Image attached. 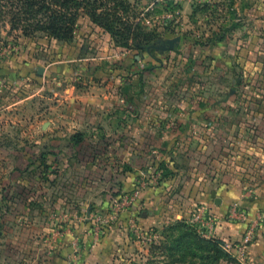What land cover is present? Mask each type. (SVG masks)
I'll list each match as a JSON object with an SVG mask.
<instances>
[{
	"label": "crops",
	"instance_id": "crops-1",
	"mask_svg": "<svg viewBox=\"0 0 264 264\" xmlns=\"http://www.w3.org/2000/svg\"><path fill=\"white\" fill-rule=\"evenodd\" d=\"M211 1L223 6L224 0ZM232 1L241 20L254 23L248 34L213 25L204 47L195 40L186 43L190 34L175 33L160 41L167 47L168 40L178 38L173 48L158 50L173 58L181 71L193 72L200 65L223 75L250 69L246 56L258 53L264 26L262 17L250 10L258 0ZM84 21L109 39L90 18ZM187 26L184 22L183 29ZM246 34L254 46L247 47ZM49 39L44 53L26 49L27 62L11 82L14 98L4 97L7 82L0 80V203L8 196L19 199L14 208L1 209H15L18 224L43 233L41 237L47 231L53 242L60 240L57 227L64 229L66 238L87 232L86 210L126 192L137 190L138 195L129 215L147 208L137 217L144 229L201 202L210 216V230L222 240L238 241L251 230L245 257L264 264V162L249 155L214 158L226 150L227 135H264V80H239L233 91L224 85L221 96L215 83L207 85L214 90L202 94L166 90L164 95H150L149 79L135 51L102 45L93 54L74 57L53 47L54 42H64ZM197 54L202 56L196 66L189 61ZM160 67L157 64L150 74ZM263 67L256 63L254 71ZM244 86L254 94L242 91ZM221 135L225 144L218 146ZM244 144L239 142L235 151ZM154 171L166 175L159 184L148 185ZM169 198L175 203L166 206ZM44 219L51 225L41 224Z\"/></svg>",
	"mask_w": 264,
	"mask_h": 264
},
{
	"label": "rangeland",
	"instance_id": "rangeland-1",
	"mask_svg": "<svg viewBox=\"0 0 264 264\" xmlns=\"http://www.w3.org/2000/svg\"><path fill=\"white\" fill-rule=\"evenodd\" d=\"M85 1L95 3L101 17L132 24L138 23L143 31L158 37L151 40L148 50L134 52L138 64L144 63L140 69L146 71L144 78L149 79L147 93L150 95H164L166 90L169 94L175 93V91H178L176 92L178 95L202 94L214 90V88L208 90L207 85L215 83L219 84V88L222 89L216 92L221 96L224 93V85L231 86V91H233L237 90L239 80L251 81L255 78L264 80V67L259 72L254 71V64L262 63L264 66V26L260 35L262 40L257 42L258 53L256 56L254 52L246 56L248 64L252 65H250V69L248 66L244 72H238L235 69L223 75L222 72L207 71L201 65L196 67L201 64L199 61L202 54H197L196 58L193 57L189 61L196 64V69L193 72L181 71L179 66L174 65L176 62L173 58L167 59L164 57V52L158 50V47L164 48V44L160 43L163 35L175 33L184 34V36L193 35V37L189 36L192 39L186 38V43L195 40L198 41L199 47H204V42L207 41L206 34L211 33L213 25L220 29L228 28L234 32L246 31L248 34L254 23L241 20L242 15L238 13V7L234 6L233 1L231 3L230 0H224L223 3L221 2L223 6L218 2L213 3L211 0ZM246 6H250V4L248 3ZM250 10L253 14L262 17V25H264V0H258L255 10L254 8H250ZM82 12L77 20L74 39L69 42L62 41L63 44L54 42L53 47L74 57L93 54L97 46L117 47L110 42V37L107 39L100 34V31L86 25L84 18L88 16ZM222 18L225 21H220ZM237 18L240 20H236ZM5 19L6 17L0 16V80L4 79L7 82V91L3 95L9 100L15 97L11 82L18 79L20 65L27 62L24 56L26 49L28 47L38 48L40 53H44V48L50 47V41H48L50 39L43 32H35L32 36H23L20 29H12L8 20ZM80 21L81 23H78ZM184 22L188 25L185 29H183ZM113 26L120 32L123 30V26L117 22ZM247 34L245 42L249 40ZM244 40L240 39V42ZM249 45L254 46L252 39L247 44L248 48L251 47ZM177 46L180 44L177 43ZM45 56L46 54L43 57ZM147 63L150 64L148 68H146ZM165 63L173 64V66H165ZM157 64L161 65L157 69V74L155 72L150 74ZM153 80L158 82L153 83ZM241 90L247 94L253 93L252 89L245 86ZM256 94L260 95L261 92H256ZM262 125H264V120L260 121V126ZM222 137V135L217 136L216 145L223 146L225 142L228 145L225 152L214 154L215 160L219 158L238 160V157L245 158L246 155H249L264 162V146L261 147L262 144L264 145V135H227L225 142ZM204 140L206 139L204 138ZM239 142L246 144L241 146L243 150L235 151ZM259 148H263V150L260 151ZM156 174L159 178L164 175L162 171H154L150 176L148 175V178ZM149 181L148 185H156ZM137 198L138 195L124 209L117 210L114 207V202L119 199L115 197H110L104 205L99 207L90 206L83 219L89 228L87 232L73 233L72 237L70 235L69 238H66L64 229L57 227L56 236L60 240L51 242L49 239L51 234H48L47 231L44 237H41L39 235L43 233L37 234L31 228L18 224L19 216L16 215L15 209L6 212L1 209L5 205L14 208L16 204H19V199L16 200L15 197L8 196L0 203V264H246L244 253L237 246L239 240L224 241L210 230L211 227L208 224L211 221L210 216L207 215L203 203L195 204L190 211L167 216L165 222L144 229L137 217H140L139 213L141 215L146 212L147 208L139 207L136 209L138 214L135 216L127 213L128 210H132L131 207H137ZM174 203L169 198L165 204L167 206ZM197 214L200 215L198 218L195 217ZM110 215L114 217L111 218ZM101 219L107 221L101 224ZM43 222L45 226L51 225L50 222L47 223L46 219L42 220L41 224ZM175 223L184 224L189 228L164 229V227L172 226ZM185 232L195 234L198 239L195 241L189 236L184 237L183 233Z\"/></svg>",
	"mask_w": 264,
	"mask_h": 264
},
{
	"label": "trees",
	"instance_id": "trees-1",
	"mask_svg": "<svg viewBox=\"0 0 264 264\" xmlns=\"http://www.w3.org/2000/svg\"><path fill=\"white\" fill-rule=\"evenodd\" d=\"M85 13L97 26L109 34L114 46L127 48L130 51L144 52L150 48V42L158 37L143 31L139 24L108 20L97 12L98 7L93 2L85 0H0V16L6 17L12 29H20L23 36H32L35 32H43L47 37L69 42L74 39L77 20ZM5 19V20H6ZM121 24L120 32L114 28L115 23ZM150 64H146L148 68ZM166 174L164 173L163 177ZM162 178L158 179L159 184ZM189 228L178 223L166 226L164 229ZM195 241L197 236L183 233Z\"/></svg>",
	"mask_w": 264,
	"mask_h": 264
},
{
	"label": "built area",
	"instance_id": "built-area-1",
	"mask_svg": "<svg viewBox=\"0 0 264 264\" xmlns=\"http://www.w3.org/2000/svg\"><path fill=\"white\" fill-rule=\"evenodd\" d=\"M155 1H160V0H155ZM139 66L142 68L144 66V63L141 62L139 63ZM158 178L159 176L156 174L155 176H151L150 177V182H153V183H157L158 181ZM137 195V190H134L133 192H130V193H126V194H122L119 199L114 202V207L118 210V209H124L126 207H128L132 202L133 200L135 199ZM113 215V214H112ZM110 215L109 217L113 218L114 216ZM200 215L197 214L195 217L198 218ZM107 220H104V219H101V224L103 222H106ZM105 226L107 224H104ZM252 241V231L251 230H248L244 233L243 237L237 242V246L238 248L244 253V250L246 248V246ZM244 259H246V264H253L250 260H248L246 257H245V253H244Z\"/></svg>",
	"mask_w": 264,
	"mask_h": 264
},
{
	"label": "water",
	"instance_id": "water-1",
	"mask_svg": "<svg viewBox=\"0 0 264 264\" xmlns=\"http://www.w3.org/2000/svg\"><path fill=\"white\" fill-rule=\"evenodd\" d=\"M177 39L178 38H173V39L168 40V42H167L168 46L167 47H164V48H161V49H170V48H173L174 43H175V41H177Z\"/></svg>",
	"mask_w": 264,
	"mask_h": 264
}]
</instances>
